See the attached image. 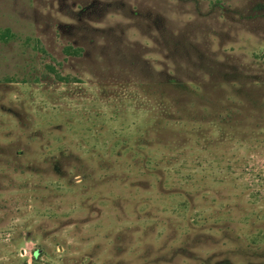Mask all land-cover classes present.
Segmentation results:
<instances>
[{"label":"rangeland","instance_id":"1","mask_svg":"<svg viewBox=\"0 0 264 264\" xmlns=\"http://www.w3.org/2000/svg\"><path fill=\"white\" fill-rule=\"evenodd\" d=\"M0 264H264V0H0Z\"/></svg>","mask_w":264,"mask_h":264}]
</instances>
